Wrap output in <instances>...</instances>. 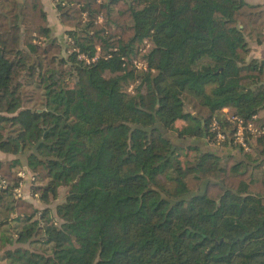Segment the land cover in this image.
Here are the masks:
<instances>
[{"label": "trees", "instance_id": "trees-1", "mask_svg": "<svg viewBox=\"0 0 264 264\" xmlns=\"http://www.w3.org/2000/svg\"><path fill=\"white\" fill-rule=\"evenodd\" d=\"M55 1L66 43L43 0H0V150L11 155L0 157V219L17 221L0 245L21 244L4 249L6 264H264V134L251 150L199 143L216 141L214 117L232 127L227 114L264 107V60L247 39L264 35V7ZM74 47L97 58L66 56ZM139 79L147 100L129 90ZM32 82L49 102L7 116ZM24 162L47 206L68 187L53 218L16 194Z\"/></svg>", "mask_w": 264, "mask_h": 264}, {"label": "rangeland", "instance_id": "rangeland-1", "mask_svg": "<svg viewBox=\"0 0 264 264\" xmlns=\"http://www.w3.org/2000/svg\"><path fill=\"white\" fill-rule=\"evenodd\" d=\"M248 39V38H247ZM149 45H147V42L146 44L142 47V48H147ZM71 51L75 52L74 50H68V52L66 51V56L71 53ZM80 59V58H79ZM24 80L26 81V79L24 78ZM35 81H39V78L36 77L35 78ZM28 82V81H26ZM71 85H74L75 84V80H72V82L70 83ZM129 90L133 93V94H137V95H142L146 98H148V87H147V82L145 79H139L137 81H135L134 83H132L130 86H129ZM26 91L28 92V96H27V102L24 104L23 107H21L20 109H18L17 111L15 112H12V113H6L7 116H9L10 118H20V116L23 115V112L25 111L26 108L28 107H31L32 110H35L36 107H43V106H46L47 102H49V99H50V96L51 94L50 93H45L44 89L40 86H38L37 82H32V83H28L26 85ZM184 122H180V124L182 125ZM194 127H191V130L193 129ZM192 136L189 135V138L187 139H192L191 138ZM199 143L201 144V146L203 148H205V146H208V147H211V148H215L218 152L221 153V149L223 147H226L224 146L222 143H218L217 141H212L211 143H207V136H200V139H199ZM231 147V146H230ZM229 147V148H230ZM227 150V148H225ZM230 149H233V148H230ZM25 161V160H24ZM27 165L26 162H24L23 164V168H20V171L21 170H24V181H23V187H22V191L24 190V192L28 193L31 192V188H32V180H34V176L31 175L29 172L28 174L26 173L25 169H27L28 167L25 166ZM189 172L187 169H183L181 170L180 172L181 173H185V172ZM191 177V176H190ZM20 190V189H19ZM21 192V190H20ZM68 192V187L67 186H60L59 187V192H58V196L57 198L50 204L47 206V204L43 203L42 201H39L38 202H35L36 206L38 207V213H37V216H40V215H46L45 217H54L56 215V204L59 203L60 201H62L65 197V195L67 194ZM27 194V195H28ZM30 196V195H28ZM46 207H51V210L50 211H46ZM17 221L15 219H11V218H8V219H0V234L4 233L5 236L7 235H11V237H15L16 233H15V230H14V226L13 225H16ZM13 233V234H12ZM13 243V244H12ZM6 242L5 245L1 246L0 245V264H6V263H9L10 262V258L9 257H2L3 255V252H4V249L8 246H17V245H21L20 243L18 242Z\"/></svg>", "mask_w": 264, "mask_h": 264}, {"label": "built area", "instance_id": "built-area-1", "mask_svg": "<svg viewBox=\"0 0 264 264\" xmlns=\"http://www.w3.org/2000/svg\"><path fill=\"white\" fill-rule=\"evenodd\" d=\"M68 39H71L68 36ZM150 45L148 38L145 39V43ZM74 51L77 52L78 58L86 59L88 62L97 58V53L93 56L88 55L86 52L81 51L79 48L74 47ZM72 49V50H73ZM145 50V48H142ZM133 63L138 69H146L147 62L142 59L135 58ZM260 115L255 113L251 118L246 119L240 114H227L226 119L232 124V127L223 126L219 118L214 117L210 123L211 131L214 133L215 139L218 143H222L226 139H231L235 144L241 146L244 150H251L256 139L264 134V123H257ZM24 170L19 171L21 176H24ZM2 184L5 185L6 181L2 180ZM16 188V194L21 196L22 193Z\"/></svg>", "mask_w": 264, "mask_h": 264}, {"label": "crops", "instance_id": "crops-1", "mask_svg": "<svg viewBox=\"0 0 264 264\" xmlns=\"http://www.w3.org/2000/svg\"><path fill=\"white\" fill-rule=\"evenodd\" d=\"M246 1L252 2V3H259L264 7V0H246ZM43 3H44V7L48 14L50 25L52 26V36L56 37L61 42L66 43V40L68 37V34L66 32L67 27L64 24H62L60 20L59 10H58L56 1L55 0H43ZM247 38H248L249 46L251 48L250 53H249V58H257L260 60H264V35L261 36L260 38L254 35H248ZM224 109L228 110L227 107H225ZM257 113L261 117V115L264 114V107L261 108ZM9 156H11L9 153L3 152L0 150V157L7 158ZM25 171L28 174V169H25ZM22 187H23V181L20 183V186H19L21 193H22L21 196H26L27 198L31 199L34 202H38V200L40 201L39 198H36L35 196H33L34 194L32 195V191L29 192V194L24 192V190L22 191ZM27 194L30 196H28Z\"/></svg>", "mask_w": 264, "mask_h": 264}]
</instances>
